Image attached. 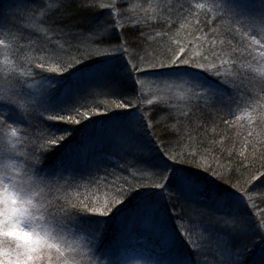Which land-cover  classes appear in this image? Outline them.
Here are the masks:
<instances>
[{"label": "snow or ice", "instance_id": "6c2138e0", "mask_svg": "<svg viewBox=\"0 0 264 264\" xmlns=\"http://www.w3.org/2000/svg\"><path fill=\"white\" fill-rule=\"evenodd\" d=\"M72 2L40 0L39 16L29 28L30 34L43 37V44L33 40L24 44L21 41L27 38L22 34L0 32V182L7 180L13 189L25 191L38 209L30 220V235L37 242L0 245L7 253L0 255V261L101 264L92 254L105 243L109 221L127 210L120 218L118 236L106 250L114 259L105 264H141L136 256L120 254L134 238L126 224L129 217L149 219L154 239L147 255L158 257L155 264H264V208L259 207L264 204V164L255 171L250 170L251 164H243L249 159L247 145L237 153L224 141H213L219 146L205 150L199 140L192 142L191 132L182 124L196 110L234 102L228 86L238 87L239 69L245 66L238 65L225 49L236 51L232 44L236 34L248 39L249 55L256 52L264 64V0H255V5L252 0H186L179 5L182 19L191 18L197 29L202 18L205 25L210 19L211 36L205 33L198 38L207 47L194 42L184 46L177 39L170 55H140L136 48L141 37L135 33L162 13L175 11V4L145 7L135 0H75L79 9L104 10L98 19L89 17L85 44L79 39L83 31H71L75 25L67 23ZM217 22L226 31L218 32ZM93 58L103 61L79 71ZM254 70L264 78V66ZM150 77L165 85L152 93L155 104L145 96L144 85ZM34 80L35 85L30 82ZM101 96L110 99L98 101ZM89 97L91 104L80 102ZM145 100L150 108L142 107ZM110 114L121 119L101 124L88 152L76 158L66 156L55 165L61 172L71 168L86 173L85 182L73 178L59 185L51 173L42 171V159L70 135L67 128L47 122L78 125L89 116ZM245 115L252 123L264 122V107L257 111L254 106ZM40 118L41 130L33 139L29 129ZM28 144L31 150H22ZM104 145L124 160L122 167L131 179L109 180L114 174L107 168L103 176L96 175L105 163V153L97 146ZM253 191L258 192L256 198ZM180 200L191 207L188 214H179V222L170 231L168 205L175 207ZM129 205L134 206L129 209ZM193 216L199 227L195 238Z\"/></svg>", "mask_w": 264, "mask_h": 264}, {"label": "trees", "instance_id": "16d2710c", "mask_svg": "<svg viewBox=\"0 0 264 264\" xmlns=\"http://www.w3.org/2000/svg\"><path fill=\"white\" fill-rule=\"evenodd\" d=\"M51 2L52 0H44V3ZM136 3L144 4L145 7L149 4H160L162 7L169 3L176 5L175 11L169 10L167 13H162L159 19L150 20L148 25H145L139 32L135 33V36L141 37L139 45L136 48V51L139 52L140 55H144L145 53H167L170 55L171 52L169 49L175 48V42L177 39H179L181 44L184 46H188L190 43L194 42L203 43L204 46L207 47L206 43L198 38L204 37L205 33L211 36V29L213 26L212 21L209 19L207 25H205L202 18V23L199 26V29H197L193 24L191 18L185 22V20L182 19L183 13L179 10V5L185 4L186 0H136ZM39 5L40 0H0V32L11 31L15 35L22 34L27 38L21 41V43L24 44H27L28 40L36 41L37 44H43V37L39 34H30L29 28L32 20L39 16ZM102 13L103 10L100 9L94 10L93 12L79 9L76 7L75 0H73L68 12L69 19L67 20V23L75 25V27L71 28V31H83L84 34L81 35L79 39L86 44L87 32L85 30L89 23V17H91V20H95L98 19L99 15H102ZM166 17L168 18L167 22H165ZM216 27L218 32L222 33L223 31H226V29L222 30L220 28L219 22H217ZM212 38L215 39L214 37ZM221 38H223V35H221ZM53 39H58V37H54ZM228 39H232V35H229ZM248 43L249 41L246 37H241L239 34H236V38L232 39V44L235 45L236 51L232 52L231 48L225 49V51L232 53V57L234 59H237L238 65L244 64L245 66L243 69H239V75L237 77L238 87L232 88L231 86H228V94H231V96L234 97V102L231 104L225 103L224 105L218 104L216 108L205 110L203 112L196 110L191 120L184 119L182 124L185 131L191 132L192 142L195 144L196 141L199 140L206 146L205 150H210V146H219L218 143L213 145V141H224L226 147L230 150L234 148L237 153L241 151L245 145H247V154L249 159L244 160L243 164L245 166L251 164L252 167L250 170L255 171L257 168H260L262 164H264V158H262L264 157V122L257 119V122L252 123L249 119H246L244 116L239 114V112H242V109H245L243 110L244 112L247 111L249 105L254 106L253 104H256V102L253 103L254 99L258 100L255 107H264V83L259 79L260 74L254 70L258 64L256 63L257 55L256 52H252V54L249 55ZM100 60V58H93L92 60L85 61L84 65L79 68V71H87L90 66H95L101 62ZM249 64L252 65L251 69L248 67ZM36 72L38 73L39 70L37 69ZM246 87L247 90L245 91H248V93L243 92ZM32 99L33 97H29L30 101ZM106 99L110 98L103 96L97 98L98 101ZM91 100L92 98L89 97L87 101L81 100L80 102L91 104ZM237 105H239V107ZM142 107L150 108L151 106L147 105L145 100ZM259 107L257 108V111L259 110ZM129 110L131 109H128L127 111ZM241 116L243 119L238 118ZM255 116L256 113H254V117ZM120 119L121 116L110 114L108 117H104L102 115L89 116L86 119H82L81 124L78 125H69L63 122H47L49 125H57L60 129L67 128L70 135L67 137L66 141L62 142V146L57 145L55 150L42 159L40 165L42 171L51 173L52 178L58 181L59 185H63L65 180L71 183L73 178L76 182H85L88 179L86 173H81L80 170H73L71 168L61 172L60 170L55 169L56 163L59 160L64 159L66 156L74 158L79 147L82 144L84 145V142L87 139L86 137L90 133L94 135L101 124H107L111 121H118ZM229 121H231V123H229ZM41 122L42 118L33 121V123L37 126L29 129V133L32 135L33 139H36L41 130L39 127ZM171 122L176 123L175 120ZM21 127H27V125L25 124ZM212 129H215V132H213ZM52 130L56 131V128H53ZM249 133H252V135H249ZM31 148L32 145L28 144L27 146H24L22 150L25 149L26 151H30ZM99 148L100 151L105 153V163L101 166V170L96 173L97 176H103V169L107 168L109 172L114 174V176L108 177L109 180H112L114 177H126L131 179L127 168L122 167L124 160L118 154L110 152L106 145L102 147L99 146ZM213 155H216L218 159L220 158L219 153H213ZM106 156H112V159L109 160ZM225 163H227L226 160ZM246 174L247 173H245V175ZM237 175H239V173H237ZM122 182L123 181L121 180V183ZM60 194L61 193H53V195ZM252 195L256 198L258 196V192L253 191ZM174 203L175 207H172L171 204L168 205L169 219L167 221V226L170 231L173 230L174 226L179 222V214L182 212L188 214L191 207L190 204L183 200L176 201ZM133 206L134 205H129L128 207L130 209ZM259 207L264 208V204H259ZM125 212H127V210ZM121 214L122 213L117 214L115 219L109 221L105 233V243L98 245L97 249L94 251L95 255H99L104 260L107 259L108 261L110 259H114V257L107 254L106 250L119 234L120 230L118 229V219ZM138 222H142V219H139ZM194 224H197L196 232H198V218L195 216H193L192 220V225ZM151 229L152 225L150 224L148 227V231L150 233ZM133 232L136 238L144 237L142 235H137L140 231L133 230ZM196 232H194V238ZM136 238L133 239L132 243L128 244L126 248H121L120 254L123 256L128 253L142 256L144 254L147 255V248L149 246L146 242L151 244V241H148L146 238L145 241L138 240L139 238ZM101 254H104V256Z\"/></svg>", "mask_w": 264, "mask_h": 264}, {"label": "clouds", "instance_id": "9594fccd", "mask_svg": "<svg viewBox=\"0 0 264 264\" xmlns=\"http://www.w3.org/2000/svg\"><path fill=\"white\" fill-rule=\"evenodd\" d=\"M37 212L25 191L19 187L13 189L7 180L0 182V245L7 248L20 241L36 243L30 235V220ZM0 255L6 256L7 253L0 249ZM0 264H9V261L5 259Z\"/></svg>", "mask_w": 264, "mask_h": 264}, {"label": "rangeland", "instance_id": "374dc122", "mask_svg": "<svg viewBox=\"0 0 264 264\" xmlns=\"http://www.w3.org/2000/svg\"><path fill=\"white\" fill-rule=\"evenodd\" d=\"M135 2H136V0H135ZM252 3H254L253 5H255V0H253L252 1ZM28 5H30V4H28ZM257 7H258V5H257ZM103 12H104V10H103ZM103 14V13H102ZM256 55H257V53H256ZM101 60V62L103 61V58H100ZM256 63H258L257 64V67L256 68H259V67H262V66H264V64H262V62L260 61V58H259V56L257 55V59H256ZM260 76V75H259ZM39 79V77L36 79V80H38ZM263 83H264V78H262L261 76H260V78H259ZM31 83H33L34 85H35V83H36V81L34 80V81H32ZM169 83H171V82H169ZM175 87L177 88V90L179 91L180 89H179V82H177V84L175 85ZM144 88H145V96L146 97H148V98H151V99H153V101H154V103H156V102H158L157 101V98H156V96L155 95H152V93H156L157 92V90L158 89H161V90H163L164 88H165V85L163 84V83H161V81L157 78V77H150V78H146V82H145V85H144ZM33 89H29V91H32ZM245 90H247V87L244 89V93H248V91H245ZM160 95H164V92L163 91H161L160 92ZM230 96H231V94H229ZM234 98V97H233ZM235 100V99H234ZM256 102V104H257V102H258V100H255L254 99V101H253V103H255ZM172 103H176V101H172ZM256 104H253L254 106L256 105ZM254 106H250L249 105V107H248V109H247V112H250V111H252V109H253V107ZM259 106H256V108H258ZM243 110H245V109H242V112H239V114H241L242 116H244L246 119H248V117H247V115H245V112L243 111ZM129 111H131V110H129ZM253 115H254V113H253ZM241 116V117H242ZM100 127H98V129H99ZM97 129V130H98ZM88 132H90V131H88ZM87 139H86V141L84 142V145L82 144L80 147H79V149H78V152H77V154L75 155V157L74 158H76L78 155H83L84 153H86V152H88L91 148H92V146H93V138H94V135H92L91 133L86 137ZM97 147H99V146H97ZM106 147H107V149L110 151V152H112V153H114L113 152V150H112V148H111V146L110 145H106ZM111 149V150H110ZM24 151H26L25 149H23ZM114 154H116V153H114ZM106 157H108V159L109 160H111L112 159V156H106ZM18 159H21V158H18ZM23 159V158H22ZM127 215V212H125V213H122L120 216H119V219H118V221H119V223H118V229L120 230L121 229V227H122V225H121V223H120V218L122 217V216H126ZM139 221V219H136V218H133V217H129L127 220H126V224H127V227L128 228H130V229H132V230H135V231H140L137 235L138 236H144V237H142V238H140V237H137V238H139L138 240H144L145 241V238H146V236H147V238L146 239H148V241H152L153 239H154V237L151 235V233L148 231V227L150 226V221H149V219H147V218H145V219H142V222H138ZM138 222V223H137ZM197 224H194V225H192V227L195 229V232H196V230H197V226H196ZM144 234V235H143ZM136 237H135V235H134V238L133 239H135ZM136 238V239H137ZM151 238H152V240H151ZM147 243V245L149 246V247H151V244H149L148 242H146ZM93 255V258L95 259V260H98V261H100L101 262V264H105V262H107V259H102V257H100L99 255H95L94 253L92 254ZM102 256H104V254H101ZM121 256H123L122 254H121ZM124 256H136L138 259H140L141 260V264H145V261H147V260H151L152 261V264H155V261L158 259V257H156L155 255H152V256H148V255H146V254H144L143 256L142 255H135V254H132V253H128V254H126V255H124Z\"/></svg>", "mask_w": 264, "mask_h": 264}]
</instances>
